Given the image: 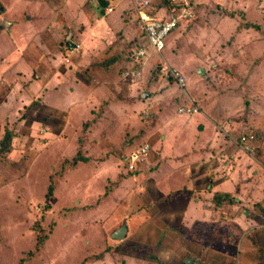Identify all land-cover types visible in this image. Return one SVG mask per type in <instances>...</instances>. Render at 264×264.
<instances>
[{
  "label": "rangeland",
  "instance_id": "1",
  "mask_svg": "<svg viewBox=\"0 0 264 264\" xmlns=\"http://www.w3.org/2000/svg\"><path fill=\"white\" fill-rule=\"evenodd\" d=\"M158 1L152 0L153 6ZM194 1L196 20L169 39L162 57L190 81L183 91L175 89L177 94L184 95L189 84L202 91L199 103L210 109L221 132L220 146L202 150L195 165L208 167L210 182L236 171L243 189L238 204L219 196L224 203L216 208H221L218 220L225 225H216L217 237L202 252L195 247L201 239L193 231L195 220L184 223L178 203V195L191 198L188 183L177 171L165 173L167 159L157 162L166 124L191 120L177 113L188 100L169 97L171 83L152 73L145 75L148 84L119 79L110 103L125 105L120 115L111 117L105 98L91 110L77 109L88 88L80 77L88 66L82 61L83 40L79 34L77 41L58 34L52 45L51 32L56 24L60 33H80L93 22L80 11L68 12L73 7L68 1L46 9L43 21L37 11L50 0L41 6L0 0V141L5 132L12 135L10 148L0 153V264H233L242 256L237 245L245 232L264 231V0ZM100 27L107 31L100 46L105 50L116 36L105 24ZM75 45L78 52L71 49ZM143 93L149 98L142 100ZM194 119L211 126L206 117ZM210 134L211 127L204 141ZM141 144L150 146L153 166L128 174L123 160ZM162 185L177 189L163 196ZM122 228L123 241H113ZM146 231L155 234L145 238ZM145 240L160 241L159 246L127 250Z\"/></svg>",
  "mask_w": 264,
  "mask_h": 264
},
{
  "label": "crops",
  "instance_id": "2",
  "mask_svg": "<svg viewBox=\"0 0 264 264\" xmlns=\"http://www.w3.org/2000/svg\"><path fill=\"white\" fill-rule=\"evenodd\" d=\"M33 1L38 4L39 3L41 4L42 0H33ZM50 1L52 2L48 4V7L42 4L41 6L39 4L43 8V10H40L37 12L43 14V17H42L43 21L46 17L45 16L46 9L48 8L51 10L59 9L60 7H62L61 2H63V5H64L63 7H65V4H67L65 2L68 1V3H70L71 6H73V7L70 6L71 8L68 10V12H73L72 10L75 9L76 11H80L81 12L80 15L82 14V16L86 20H90L93 22L92 28L81 26L83 30L80 33L79 32L75 33L72 30H68V31L66 30L65 33H60V31L59 32L56 31L57 29L56 24L54 25V28L51 32V34L54 36L52 40L54 43L52 42L51 43L52 45H55L56 41L59 40L55 38L57 37L58 34H59L58 36H64L66 34L67 39L73 38V40H76V41L77 39L75 38V36L79 34L78 36L82 38L83 40V41H80V43L82 44V48H83L82 49L83 50L82 51L83 52L82 61L86 62L88 66H86V68L84 69L85 70L84 73H81L82 75L80 77L83 79V76H84V82L88 88H87L86 93L82 95V98L80 101V107L77 106L76 108L79 110L81 109H85L87 111L91 110L94 104H98L105 98V100L109 102V106H108L109 110L110 111L112 110L111 117L122 114L123 111L121 110V107L125 105L121 102L120 103H110L112 100L111 98L115 90L119 89L121 86V84L119 85V79L120 81H125L124 78L122 77V75L124 74V71H127L128 69H131L133 67L131 62L127 59L126 51L129 46V45L127 46V43L128 44L132 42L134 43V41L139 37V34H140L139 28L137 25V9L136 8L141 6L144 1H147L149 3V1H152V0H54V1L50 0ZM13 3L15 4V1H13ZM158 6H160L159 2H158V5L156 6L154 5L151 7H149V4H148L147 7L144 9V11L150 16H154L152 14V10L155 13V15H158V16L166 15L167 8L162 7V6L158 7ZM117 9H118V14L115 11ZM129 9L131 11L130 12L131 19L128 17V20H126L125 12H128ZM99 12H101V17L98 15ZM115 12H116L115 15H117L116 19H111V16L114 15ZM195 12L196 14H195L194 20L191 21L190 23L182 24L178 28V30L174 32L172 35L180 32L181 30L191 25L196 20L197 13H198L197 4L195 5ZM28 17H30V15L29 16L27 15V18ZM31 17L33 19L35 18L37 19L36 15L31 16ZM95 21L96 23H94ZM103 24H105V26L107 27V30L108 29L111 30L110 31L111 34L114 33V35L116 36V38L113 39L115 44L114 42H112L110 43V45L109 44L106 45L105 50H101L100 48V46L104 43L103 37L105 36V34L107 36V31L106 32L102 31L100 27ZM8 26L9 24L5 23V27L8 28ZM131 37H133L132 40L128 42V39H130ZM171 37L172 36H170L169 39ZM169 39L167 40V44L169 42ZM79 49H80V46H79ZM124 49H125V52H124ZM100 52H106V55L101 54ZM156 57L157 55H152L151 58L148 60V62L144 65V67H142L141 76H140V79L138 80L139 82L142 79H144L145 82L148 84L149 79L145 75L147 74L151 75L152 73H153L152 75H155V76L157 75V72L156 71L153 72L152 68L157 69V66L159 65V63L165 60L163 59L161 55V56H158L160 60H158L157 58V62H154V58ZM82 61H80L81 65H82ZM153 62L154 64H152ZM204 73L205 72L203 70L202 74L197 73V75L207 77ZM186 79L188 83H190L188 78ZM186 79L184 77V81ZM126 81H130V80L126 79ZM206 81H208V77ZM137 82H133V83H137ZM171 87L172 89H169V91H171L168 95L169 97L181 96V100H188L187 104L184 106L194 105L198 108V113L189 116L191 120L188 122L182 120L181 122H177V123L175 121L173 124L172 121H170L166 124V128L164 129V135L161 134L160 142L158 144L157 150H159L160 156L157 162L167 159V162H170V164L167 166L166 165L164 166V168H166L167 170L165 173L177 171L178 174H181L180 176H182L183 180L188 183L184 187L187 188L186 190L188 192H191V198H187V196L186 198H184L178 195V203L183 206L182 221L185 223L191 220L193 221L195 220L193 231L203 241H201L200 239L199 242H194V245L195 247L200 248L199 251L202 252L203 250H205V246L210 244L211 239L214 237H217V230L215 229L216 225H221V226L225 225V223L221 224L220 221L218 220L219 214L221 212V208L217 210L216 208L220 207L224 203L221 201L219 196L223 197V200L230 199L232 202H235L236 204H238L243 201V198L241 196V194L243 193V189H241V186H238V184L240 183V180L238 179L239 176L237 175L236 171L230 173L229 177L227 178L224 177L225 181L223 180V178H221L220 180H218L219 178H217V180L214 179L213 182H210V176L208 175L210 170L208 169V167L205 166V168H203L202 163H200L199 165L200 167L195 165V163L200 160L201 154L203 153L202 150H205L206 148H209L211 150H216L218 146H220L221 144V139H220L221 134L220 133L221 132L219 131V129H217L216 124H214L211 121V118H210L211 116L209 117L208 115L210 113V109L207 106L204 107L203 106L204 104L202 105V103H199V100H201V98L203 97L202 91L200 90L196 91L197 88L195 87L192 88V85L189 84V88L183 95V94H180L179 92L177 94V91L175 89L180 90L178 87L174 85H172ZM128 89L131 91L133 88L128 87ZM144 94L145 93L141 95L142 100H146L147 98H149V95L146 94V98L143 99L142 96ZM103 109H105V107H103ZM132 113L133 112L131 111V114H129V117L132 116ZM177 113L181 117H187L185 115L179 114L178 111ZM198 116H201V117L203 116L204 119L206 117L211 126H208L205 120L200 121V119H196V120L194 119V118H197ZM104 117L105 119H107L109 118V115L105 114L103 115V118ZM163 121H164L163 123H166L165 119H163ZM212 126L214 128H212ZM209 127H211L212 135L210 134L209 136L210 138L204 141L206 139L204 136V132L207 131ZM223 137L225 136L223 135ZM226 142L227 141L225 140L224 143ZM172 144L173 146L169 150V148H167V145L171 146ZM143 145L144 144L139 145V147L137 146L135 150H137ZM229 147L230 146H228L226 149L223 148L225 152L227 151V149L229 151ZM150 153H151V148H150L149 155ZM149 155H148L146 162L142 165L143 168L147 169V167L149 166L148 165L149 159H150ZM150 165L151 166L149 167L153 166L152 164ZM161 168L162 167H160V169ZM230 178H231V182H230ZM247 181H248V178H247ZM232 182L235 184V188L240 187L238 190H235L234 188L235 192L231 190L233 188L231 184ZM163 186L164 185L160 187L161 194L163 196L168 195L172 191L177 189V188L170 189L168 187L164 189ZM249 186L251 187V190H252V188L255 189L257 187V184L252 183L250 181ZM236 191H238V193H236ZM137 217L138 216L135 215L133 219H137ZM235 217L237 218V216ZM179 229L181 230L182 227L180 226ZM231 233H233L232 229H231ZM154 234L155 233H150L146 231L144 232L143 236H145L146 238L147 236H153ZM177 234L178 235L181 234L179 230ZM123 239L118 242H122ZM234 239H236L235 235H234ZM146 242L147 240L140 241V243L134 242L133 246H127V250L130 251L131 249H134L137 251H141V250L145 251L149 249L150 251H154V249L157 248V246H159L160 241L158 242L155 241L154 245L150 244L151 242L150 243H146ZM242 245H243V248H242L243 252L241 249ZM246 246L248 247L246 248ZM237 249H239L238 252L242 256H239L238 260H236V262H234L233 264H264V231H259V232L255 231L254 234H249L245 232L244 237L238 240ZM211 250H214V248H212ZM227 251L228 250H224L223 253L227 254ZM252 253L254 255H252ZM185 263L189 264V261H185ZM226 263L231 264V262H226Z\"/></svg>",
  "mask_w": 264,
  "mask_h": 264
},
{
  "label": "built area",
  "instance_id": "3",
  "mask_svg": "<svg viewBox=\"0 0 264 264\" xmlns=\"http://www.w3.org/2000/svg\"><path fill=\"white\" fill-rule=\"evenodd\" d=\"M171 7L166 15L150 16L145 13L144 9L148 2L144 1L137 9V25L139 28V37L131 44L126 52L127 59L133 67L124 71L122 77L132 82H137L141 76V69L148 62L152 55L161 56L169 37L184 23H190L195 18V5L189 0H171ZM74 52L79 51V46L75 45L72 49ZM160 75L170 80L176 81L180 87H184L185 81L180 73L170 68L165 61L157 66ZM179 113L189 116L197 113L193 106L181 107ZM245 139L242 140V143ZM245 149V148H243ZM150 148L144 144L137 150H134L123 160V165L132 174L141 170V166L146 162Z\"/></svg>",
  "mask_w": 264,
  "mask_h": 264
},
{
  "label": "trees",
  "instance_id": "4",
  "mask_svg": "<svg viewBox=\"0 0 264 264\" xmlns=\"http://www.w3.org/2000/svg\"><path fill=\"white\" fill-rule=\"evenodd\" d=\"M158 2H159V4H160V6H158V7H161V6H162V7H166V8H167V11H168L171 7H173V5L171 4V0H159ZM189 2H190L192 5H196V4H197L194 0H189ZM148 4H149V7L153 6L152 1H149ZM157 5H158V4H157ZM153 8H154V7H153ZM152 14L155 15V13L153 12V10H152ZM195 14H196V12H195ZM250 26H251V25H250ZM250 26L247 25V28H249ZM251 27H252V26H251ZM176 31H177V30H176ZM176 31H175V32H176ZM171 36H173V35H171ZM166 44H167V41H166ZM166 46H167V45H166ZM166 46H165V48H166ZM165 48H164L163 52L165 51ZM172 69H173V68H172ZM157 74H159L158 71H157ZM180 75H181V73H180ZM181 77L184 79V77H183L182 75H181ZM164 78H165V77H164ZM165 80H167L168 83H171V86L174 85V86L178 87V88H179L180 90H182V91H183L184 88H185V85H184V87H180L179 84H178L176 81L170 80V79H168V78H166ZM169 81H170V82H169ZM193 107H195V108L197 109V113H198V108H197L196 106H194V105H193ZM11 140H12V135H11V133H10V132H5L3 138H2L1 141H0V153L3 152V151L8 150V149L10 148ZM123 168H125V166H124ZM125 170H126V172H127L128 174H132L131 172H128V170H127L126 168H125ZM51 194H52V192H51V188H50L49 191H48V193H47V195H46V202L50 199ZM42 243H43L42 239L38 240V245H41ZM114 252H117V250L114 251Z\"/></svg>",
  "mask_w": 264,
  "mask_h": 264
},
{
  "label": "water",
  "instance_id": "5",
  "mask_svg": "<svg viewBox=\"0 0 264 264\" xmlns=\"http://www.w3.org/2000/svg\"><path fill=\"white\" fill-rule=\"evenodd\" d=\"M202 73H203V70H199V73H198V74H202ZM142 98H143V99L146 98V94H144V95L142 96ZM125 234H126V231H125L124 228H122V229L116 231V232L112 235L111 239H112L113 241H121V240L124 238Z\"/></svg>",
  "mask_w": 264,
  "mask_h": 264
}]
</instances>
